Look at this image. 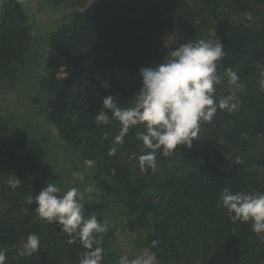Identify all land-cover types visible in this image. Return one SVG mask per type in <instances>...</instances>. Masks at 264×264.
<instances>
[{
	"label": "trees",
	"instance_id": "1",
	"mask_svg": "<svg viewBox=\"0 0 264 264\" xmlns=\"http://www.w3.org/2000/svg\"><path fill=\"white\" fill-rule=\"evenodd\" d=\"M28 1L0 2V76L15 83L27 66V78L36 76L34 92L37 86L35 103L27 105L29 121L17 123L0 108V249L6 264H79L86 251L41 220L35 203L27 205L26 198L48 181L62 193L78 187L89 214L95 204L94 214L109 228L101 234L102 264H118L124 255L117 231L126 223L137 229L129 259L147 251L158 264H264V233H254L250 222H232L220 206L225 188L264 192V0ZM35 1L57 17L33 37L31 21L41 11L34 10ZM35 39L44 52L31 55ZM198 39L222 41L226 55L216 96L229 94L224 70L232 68L245 85L237 93L239 107L218 110L212 123H202L191 149L158 152L152 168L139 160L146 149L137 133L144 129H130L117 143L119 122L97 125L96 110L105 95L116 96L121 107L133 106L141 87L138 70ZM60 164L67 170L54 172ZM88 167L94 171L89 177ZM16 175L22 184L12 189L8 181ZM89 185L94 190L84 191ZM31 233L40 236V250L19 255Z\"/></svg>",
	"mask_w": 264,
	"mask_h": 264
},
{
	"label": "clouds",
	"instance_id": "2",
	"mask_svg": "<svg viewBox=\"0 0 264 264\" xmlns=\"http://www.w3.org/2000/svg\"><path fill=\"white\" fill-rule=\"evenodd\" d=\"M247 19H252L251 13L247 14ZM225 55L220 39L215 43L198 39L181 44L171 51L170 58L166 56L162 62L138 70L141 87L134 95L133 106L121 107L116 96H103L101 107L96 110V124L109 125L113 120L118 121L120 135L115 140L121 144L130 129L142 127L144 130L137 133V139L146 150L139 160L152 168L156 167L158 152L171 156L180 153L178 146L191 149L202 123H212L218 110L232 113L239 107L237 93L245 85L232 68L224 70L231 86L229 94L219 99L216 96L217 86L222 83L218 67ZM260 90L264 91V73ZM8 184L16 189L21 187L22 181L16 175ZM93 190L94 185L84 189L86 192ZM83 200L84 192L78 187L72 186L62 193L56 183L48 181L37 194L28 196L26 203L28 206L35 203L34 211L41 220L59 226V231L68 236L66 243L80 242L86 251L79 264H102L101 234L108 232V224L103 218L98 220L94 212L87 213ZM220 206L226 209L232 222H250L254 233H264V192H232L225 188ZM40 244L38 234H29L19 255L30 256L38 252ZM156 244V241L152 242L153 247ZM7 259L6 251L0 249V264H6ZM118 264H158V261L155 253H149L132 259L123 255Z\"/></svg>",
	"mask_w": 264,
	"mask_h": 264
},
{
	"label": "rangeland",
	"instance_id": "3",
	"mask_svg": "<svg viewBox=\"0 0 264 264\" xmlns=\"http://www.w3.org/2000/svg\"><path fill=\"white\" fill-rule=\"evenodd\" d=\"M28 3L31 4V1L29 0ZM32 5H34V10L36 9H41V11H38V14L35 15V19H32V24H33V33L32 36L35 37L36 32L38 30L41 29V27L43 25H45L47 23L48 20H50L49 25H54L55 24V17H57V15L55 13H53L54 11L49 8V9H42L40 8V2L39 1H35L34 3H32ZM32 10L31 12L33 13ZM46 26V25H45ZM201 32H203L202 30H200ZM214 36V34H213ZM37 40L35 39L34 44L31 45V50L29 51V53L33 54L34 53H38L41 54L43 53V48L41 43L38 42V46L37 47ZM31 54V55H32ZM42 55H40L38 57V61H37V66L36 67H42ZM32 59H30L31 61ZM27 66L24 67V69H22V76L20 77V79H18V81H15V83H10V81H8L7 77H2L0 76V108L3 109V113H5L6 116H12L15 118V121L17 123L22 124L24 122V119H27L29 121V118L32 117V115H30L29 110L27 109V105L32 103L35 99L34 94L36 93V87H34L35 92L32 90V83L31 81L35 80L36 76H30L31 81L27 78L28 76H26V72L24 70H26ZM36 74V73H35ZM37 85V84H36ZM37 95V93H36ZM36 99H39L36 97ZM35 103V102H34ZM32 103V104H34ZM39 114H40V119L42 120L43 117L41 116V114H43V108H39L38 109ZM26 115V116H25ZM31 120V119H30ZM37 117H34L31 122H29V125L32 127H35V125L33 123H35L37 121ZM22 122V123H21ZM56 168L53 169L54 172L57 171H61V170H67L66 164H60L59 166H55ZM84 168V166H82L80 164L79 169L82 171V169ZM91 169L93 170V167H88L89 170V175H87L88 177L91 176L92 174H94V171H91ZM85 171H87V168H85ZM78 176H80V174H78L75 178H74V183L79 182L78 181ZM87 177V178H88ZM100 199H97V201ZM95 204L92 205L91 210L92 212H94L95 210ZM120 219V223L118 224L119 226L121 224L124 223L123 218H119ZM127 227L124 228H119L118 227V231H117V242L119 244L120 248H123L124 251L123 254L127 255L128 257H130L129 253L131 251V245H132V241L130 239V236L132 235L133 237H135L136 233H137V229L135 228V226L129 225L128 223H126ZM140 255H146L148 254V252L143 251L139 253Z\"/></svg>",
	"mask_w": 264,
	"mask_h": 264
}]
</instances>
